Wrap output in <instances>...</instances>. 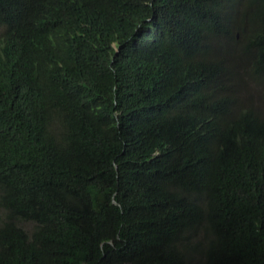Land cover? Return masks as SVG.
<instances>
[{
	"label": "trees",
	"instance_id": "16d2710c",
	"mask_svg": "<svg viewBox=\"0 0 264 264\" xmlns=\"http://www.w3.org/2000/svg\"><path fill=\"white\" fill-rule=\"evenodd\" d=\"M0 264H264V0H0Z\"/></svg>",
	"mask_w": 264,
	"mask_h": 264
},
{
	"label": "rangeland",
	"instance_id": "374dc122",
	"mask_svg": "<svg viewBox=\"0 0 264 264\" xmlns=\"http://www.w3.org/2000/svg\"><path fill=\"white\" fill-rule=\"evenodd\" d=\"M235 55H234V58H235V61L237 62V63H239L240 62V52H239V50L238 49H236L235 50Z\"/></svg>",
	"mask_w": 264,
	"mask_h": 264
}]
</instances>
